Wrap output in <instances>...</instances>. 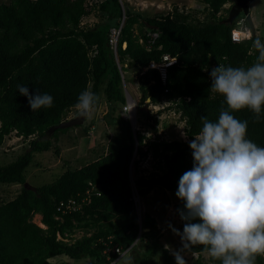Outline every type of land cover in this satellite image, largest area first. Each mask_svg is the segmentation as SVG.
Segmentation results:
<instances>
[{
	"label": "trees",
	"instance_id": "16d2710c",
	"mask_svg": "<svg viewBox=\"0 0 264 264\" xmlns=\"http://www.w3.org/2000/svg\"><path fill=\"white\" fill-rule=\"evenodd\" d=\"M200 1L213 20L189 19L191 15L178 6L174 12L149 15L120 0H0V146L12 134L29 142L25 152L0 165V186L22 185L16 197L0 204V264H58L51 259L63 254L75 260L86 258V264H111L120 251L133 244L138 250L144 240L151 256L161 246L163 264H176L173 253L160 245L156 218L145 212L139 222L132 167L138 171L151 152L157 168L169 174L158 184L176 192L180 176L193 165L188 141L201 130V116L215 120L222 105L226 107L221 95L208 92L211 68L219 63L248 67L258 56L253 45L257 34L234 42L233 25L225 23L226 17L218 18L228 0ZM91 14L98 20L84 23ZM119 26L116 58L110 37ZM166 54L178 61L168 66L163 82L159 70L149 65L163 62ZM129 67L145 68L135 73L141 92L138 106L158 108L155 113L149 109L139 114L153 120L154 133L162 110H174L185 122L187 140L165 138L162 133L152 139L139 130L134 134L121 113L127 101L124 80L128 82ZM19 84L52 94L54 105L32 112L27 97L18 92ZM85 88L100 96L99 103H107L104 120L114 131L107 133L109 151L78 168L73 169L69 160L52 168L44 159L35 158L36 153L60 154L56 142L72 127L59 128L52 135L48 130L77 111V97ZM234 115L249 121L248 137L264 146V119L257 120L247 109ZM89 128L84 131L88 133ZM30 166L35 170H28ZM56 168L62 172L53 182L41 187L25 185L36 170ZM159 175L154 171L149 179L135 177L141 196L152 188L143 183ZM182 207L180 200L178 216ZM37 214L44 226L34 221ZM183 224L181 220L182 230ZM146 227L150 230L144 231ZM115 245L119 251L114 253ZM186 251L198 254L195 264H220L203 255L204 246ZM256 264H264V256H258Z\"/></svg>",
	"mask_w": 264,
	"mask_h": 264
},
{
	"label": "clouds",
	"instance_id": "9594fccd",
	"mask_svg": "<svg viewBox=\"0 0 264 264\" xmlns=\"http://www.w3.org/2000/svg\"><path fill=\"white\" fill-rule=\"evenodd\" d=\"M231 6L228 7L229 12ZM229 12L224 20L225 23ZM241 17L246 19L252 34L240 41H234L232 33L236 28L235 22ZM229 24L233 25L231 38L234 42L250 39L256 34L257 28L250 25L243 12H240ZM119 29L121 32V26L116 30ZM119 38L120 33L116 50L113 49L116 58ZM126 45L125 42L123 46ZM253 45L258 51V56L252 65L226 66L219 63L210 70L211 86L208 92L221 95L226 107L222 105L215 120L201 116V130L188 141L193 165L180 176L175 193L183 202V207L178 209L180 219L184 222L183 230L170 225L173 232L180 236L182 243V247L173 252L176 264H188L185 251L194 245L204 246V250L212 258L219 260L220 264H256L257 257L264 256V146H259L248 137L249 121L234 115L236 111L247 109L256 114L257 120L264 119V40L257 35ZM169 56L176 59L174 63L176 64L177 57ZM151 63L149 67L159 70L158 67H152ZM144 70L145 68L136 72L142 73ZM205 70H208L207 67ZM162 80L166 82V79L162 78ZM127 83L124 80L127 96L124 106L129 101L131 108H134L133 120L126 116L123 109L122 114L132 124L137 122L138 113L141 112L139 108L142 107L138 106L136 97L127 90ZM17 88L20 95L27 97L32 112L51 108L54 105L55 98L48 92H40L38 89L33 92L25 84H19ZM148 99L150 102V98ZM99 102L100 96L85 88L77 97L76 114L87 119ZM184 140H187V137ZM26 183V186L30 184L28 181ZM135 185L132 186L131 182L133 198L139 214V202L142 196ZM146 228L148 230L144 228V231L150 230L149 227ZM133 246L134 244L120 251L119 255L122 252H130L134 249ZM113 251L114 253L119 251L118 245H115ZM106 252L108 253L109 249ZM116 260L111 264H116Z\"/></svg>",
	"mask_w": 264,
	"mask_h": 264
},
{
	"label": "rangeland",
	"instance_id": "374dc122",
	"mask_svg": "<svg viewBox=\"0 0 264 264\" xmlns=\"http://www.w3.org/2000/svg\"><path fill=\"white\" fill-rule=\"evenodd\" d=\"M120 1L122 2L123 0ZM124 1L126 3H130L135 8L141 10L143 13H148L149 15L162 13L167 14L169 12H174L175 6H178L179 9H182L184 13H189L191 15L189 19L195 18L201 20L202 22L206 20H213L212 14L209 12L208 9L205 8L206 4L201 2L200 0ZM231 4L232 1L228 0L225 3L224 7H227L228 9ZM228 12L229 11L224 8L218 14V18H221V16L227 17ZM250 13L252 19L254 20L255 27L257 28V30H255L256 34L259 36L264 35V0H250ZM97 20L98 18L96 17V15L91 14L89 17L84 18L83 21L84 23L89 22L90 24H92ZM156 35V33L153 34V36ZM135 73L136 70L132 67H129L126 71V76L128 79L127 90L132 96L136 97V101H138L141 96V92L139 90L138 79L136 78ZM148 101L149 99L147 100V102ZM167 104L169 103H166L163 106L165 107L167 106ZM157 108L158 107H155L150 104L148 110L150 109V113H155L154 111ZM77 111H73L69 118L77 116ZM107 111V103L102 101L95 108L92 109L91 115L87 117L84 124L72 127L68 132L62 133L60 135L59 141L56 142V144H58L61 148L60 154H56L54 151H51L48 155L44 154L46 152H37L35 158L38 157V159H44L43 161L47 162L48 166L51 165L52 168L60 167L64 165L66 161L69 160V165H71L74 169L83 166L87 162L96 159L102 154L107 153L109 151V139L107 137V133H114L111 127L108 126L106 120H104V116L106 115ZM118 113H120V111H118ZM159 119L160 123L157 126L158 131L154 133V131L151 129V124L153 120H150L145 115H143L142 117V115L138 113L137 122H133L131 124L132 130L134 134L136 131L139 130L145 135L151 137L152 139L155 137V135L160 133L164 135H162L163 137L170 139L186 138L184 132L185 122L178 112H175L174 110H162L161 114H159ZM134 121L136 120L134 119ZM94 124L96 127H94ZM87 127H90L88 133L84 131ZM28 143L29 142H25L20 137H17L15 134L6 137L4 144L0 146V165L7 164L8 162L16 159L18 155L25 152L29 147ZM146 147L147 146H145L144 148ZM42 155L45 156L42 157ZM138 169L139 170L136 171L134 167H132V186L135 185L134 179L137 175L148 177V179L154 171H157L161 176L169 175L167 173H164V170H160L159 168H157L155 164V159L151 152H149V154L142 159ZM28 170L33 171L35 169L34 167L30 166ZM36 171V173L34 171V176L30 175L28 182L35 187H41L45 184L53 182L57 178L56 174L58 173L59 168H56L54 171ZM59 172H62V170ZM150 186L152 188L148 191V193L145 196L140 197L139 218L144 216L143 213L146 211L158 220V228L156 229V234L160 235V245L163 244L166 248L169 249L171 253H173L174 251L182 247L180 236L174 233L172 228L170 227V225H172L182 231L180 227L181 219L176 214L177 204L179 203L180 199L176 196V192L167 190L158 183H155ZM21 187V184H10L8 186H0V204L16 197L20 193ZM34 221L37 224L44 226L41 223V215H35ZM78 235L80 236L81 234ZM145 245L146 240L139 244L138 250L132 249L130 252L120 253L115 263L163 264L162 250L160 248L161 246H158L156 250L158 252L151 256L152 254L148 250L145 251ZM195 255L189 253L188 251H185V258L188 264H195ZM203 255L206 258L210 256L208 252L204 253ZM51 260L55 261L58 264H61L63 262H65L66 264H86V262H88V259L86 258L75 260L64 254L55 256Z\"/></svg>",
	"mask_w": 264,
	"mask_h": 264
},
{
	"label": "water",
	"instance_id": "95a60500",
	"mask_svg": "<svg viewBox=\"0 0 264 264\" xmlns=\"http://www.w3.org/2000/svg\"><path fill=\"white\" fill-rule=\"evenodd\" d=\"M232 1V6L229 12V17L226 20L227 23H232L234 21V19L236 18L237 15L240 14V12H243L246 16L247 19L250 23V25L255 28L254 24H253V20L251 18L250 15V0H231ZM148 105H145V107L139 108V111H147ZM86 118H82L79 114L75 117L66 119L58 124L52 125L49 130H48V134L51 135L53 134L57 129L59 128H70L73 126H78L81 125L85 122ZM165 177H156L154 179L151 180H147L144 182V185L146 186H150L153 185L155 183H159L161 182ZM27 185V183H26ZM145 230H148V228H145Z\"/></svg>",
	"mask_w": 264,
	"mask_h": 264
},
{
	"label": "built area",
	"instance_id": "2783aa9c",
	"mask_svg": "<svg viewBox=\"0 0 264 264\" xmlns=\"http://www.w3.org/2000/svg\"><path fill=\"white\" fill-rule=\"evenodd\" d=\"M235 25H236V28L233 30V33H232V38L234 41H240L241 39L245 37H249L252 34V29L246 23V19L244 17L238 18L235 22ZM112 32L113 33H112L110 43L112 45V48L116 50L117 39L119 37L120 29L119 30L113 29ZM175 62H176L175 58H171L169 55H165L164 62H161L160 64L152 62L151 66L158 67L161 72L162 78L165 80L166 75H167L168 66L174 64ZM123 111L126 114V116H128L131 120H133L132 108H131V104L129 101L123 107Z\"/></svg>",
	"mask_w": 264,
	"mask_h": 264
},
{
	"label": "bare ground",
	"instance_id": "6f19581e",
	"mask_svg": "<svg viewBox=\"0 0 264 264\" xmlns=\"http://www.w3.org/2000/svg\"><path fill=\"white\" fill-rule=\"evenodd\" d=\"M133 108V107H132ZM133 112H135L134 110H133ZM86 120V119H85ZM84 124V123H83ZM82 125V124H81Z\"/></svg>",
	"mask_w": 264,
	"mask_h": 264
}]
</instances>
